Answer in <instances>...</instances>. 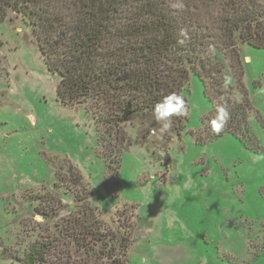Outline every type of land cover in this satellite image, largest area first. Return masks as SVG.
Here are the masks:
<instances>
[{
  "label": "rangeland",
  "instance_id": "obj_1",
  "mask_svg": "<svg viewBox=\"0 0 264 264\" xmlns=\"http://www.w3.org/2000/svg\"><path fill=\"white\" fill-rule=\"evenodd\" d=\"M242 51L247 128L207 137L204 120L214 106L194 75L183 94L181 136L175 116L168 129L153 113L125 124L121 138L131 142L116 187L93 118L83 106L61 103L59 79L30 23L10 13L0 25V264H28L39 230L53 232L54 222L35 216L33 200L54 197L71 210L75 194L90 190L107 230L132 226L128 264H264V49ZM66 162L81 173L79 187Z\"/></svg>",
  "mask_w": 264,
  "mask_h": 264
},
{
  "label": "trees",
  "instance_id": "obj_2",
  "mask_svg": "<svg viewBox=\"0 0 264 264\" xmlns=\"http://www.w3.org/2000/svg\"><path fill=\"white\" fill-rule=\"evenodd\" d=\"M10 13L30 23L49 72L59 79L61 103L83 106L93 118L107 177L116 187L122 152L131 142L121 138L125 124L153 113L168 94L183 97L194 75L214 106L204 134L222 137L247 128L251 105L242 47L264 49L263 0H0V25ZM228 69L234 86L226 82ZM237 92L245 95L241 101ZM186 107V115L175 116L179 136L188 120L187 102ZM220 108L228 115L216 133L209 121ZM64 166L79 187L81 173L70 162ZM75 196L71 210L54 197L33 200L35 216L54 226L53 232L39 230L27 263L128 264L132 226L107 230L91 203L92 191Z\"/></svg>",
  "mask_w": 264,
  "mask_h": 264
},
{
  "label": "clouds",
  "instance_id": "obj_3",
  "mask_svg": "<svg viewBox=\"0 0 264 264\" xmlns=\"http://www.w3.org/2000/svg\"><path fill=\"white\" fill-rule=\"evenodd\" d=\"M181 34L186 36V34L184 33ZM177 44L183 46L185 44V39H178ZM218 113L219 115L216 118L211 119L209 121V125L211 129L216 133H219L223 129L228 115L223 108L218 109ZM186 114H187L186 101L181 95H178L177 93H171L162 97L154 105V109H153V115L155 120L157 122H161V121L165 122L163 124V127L165 129L171 127V123H172L171 118L173 116H181Z\"/></svg>",
  "mask_w": 264,
  "mask_h": 264
}]
</instances>
